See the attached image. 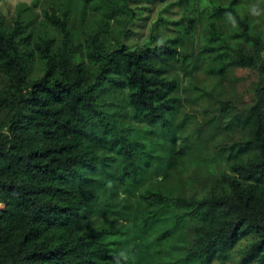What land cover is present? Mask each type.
Segmentation results:
<instances>
[{"label": "trees", "instance_id": "1", "mask_svg": "<svg viewBox=\"0 0 264 264\" xmlns=\"http://www.w3.org/2000/svg\"><path fill=\"white\" fill-rule=\"evenodd\" d=\"M138 1L0 15V264H264V0Z\"/></svg>", "mask_w": 264, "mask_h": 264}, {"label": "rangeland", "instance_id": "2", "mask_svg": "<svg viewBox=\"0 0 264 264\" xmlns=\"http://www.w3.org/2000/svg\"><path fill=\"white\" fill-rule=\"evenodd\" d=\"M43 1L45 0H0V15H2L4 18L6 25L10 26L15 20V12L21 3L25 4L26 6H31L33 2H36V6L32 8L31 11L33 16L35 15L37 18H39L41 13L40 5L44 3ZM173 2H175V0H139L135 6L138 8L145 7L142 15L144 20L140 22L141 25L134 27L136 35L133 37V40L138 44H143L150 28V24L151 22L155 21L159 12H162L163 15H168L172 18L177 17V8L173 7L172 5L169 6ZM167 7L168 9L165 11ZM197 79L208 82L205 76H197ZM255 80L256 77L253 71L247 69H237L221 81L220 87L223 91V96L242 100L243 104L249 103V99L252 95V84L255 82ZM184 84V87H187V83ZM184 96L189 97V100L193 98L192 93L189 90L184 91ZM240 106H242L241 103ZM199 108L200 105L185 104V110L194 111L196 116H198ZM221 122L225 125L228 120H221ZM0 208H2L1 205Z\"/></svg>", "mask_w": 264, "mask_h": 264}, {"label": "clouds", "instance_id": "3", "mask_svg": "<svg viewBox=\"0 0 264 264\" xmlns=\"http://www.w3.org/2000/svg\"><path fill=\"white\" fill-rule=\"evenodd\" d=\"M229 19L231 20V19H233L232 17H231V15L229 14ZM233 24L235 25V21L233 20ZM121 255H124L123 253H121Z\"/></svg>", "mask_w": 264, "mask_h": 264}]
</instances>
